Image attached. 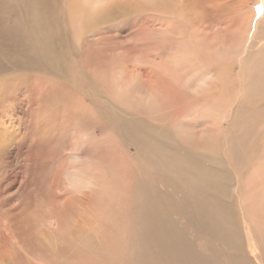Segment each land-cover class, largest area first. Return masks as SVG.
<instances>
[{
    "label": "bare ground",
    "instance_id": "1",
    "mask_svg": "<svg viewBox=\"0 0 264 264\" xmlns=\"http://www.w3.org/2000/svg\"><path fill=\"white\" fill-rule=\"evenodd\" d=\"M254 1L65 0L74 20L63 26L48 0L0 5L12 22L0 15V38L28 26L31 69H58L49 55L68 27L77 40L106 35L116 51L79 56L84 84L39 72V84L22 73L0 84V105L26 93L42 146L0 186V264H264V12Z\"/></svg>",
    "mask_w": 264,
    "mask_h": 264
},
{
    "label": "rangeland",
    "instance_id": "2",
    "mask_svg": "<svg viewBox=\"0 0 264 264\" xmlns=\"http://www.w3.org/2000/svg\"><path fill=\"white\" fill-rule=\"evenodd\" d=\"M63 1H65V0H48V5H47L49 8V12H51V14L55 15L53 22L56 24H60L61 26L65 25L68 22L67 18H69L71 21L74 20V17L72 16L69 9L65 8V7L62 8V4L65 5V3ZM5 3H6L5 0H2L0 5L2 7H4ZM254 4L258 7L260 15H262V13L264 12V0H257V1L255 0ZM10 12H12V11H10ZM143 12L144 13H141L143 15H145V13H147L145 11H143ZM0 15H3V20H1L2 23H5V22H7L9 24L12 23L7 19L8 18L6 16L7 14H4L0 11ZM146 16H148V14L145 15V18H146ZM65 17H67V18H65ZM15 18L20 19L19 16H18V18L17 17H15ZM66 19H67V21H66ZM64 20L66 22H64ZM15 27L17 29L16 32H13V30H10L12 32L11 34H7L6 36L2 35L3 39L0 38V42H1L0 44L4 45V47L6 46V49L11 52V54H5L4 58L3 57L1 58V56H0V59H1V61H0V64H1L0 65L1 66L0 71L1 72L0 73H2L0 75V84H4L7 82H11V84H12L13 79L16 78L17 76L14 78H11V79H9V77L13 76L14 74L17 75L20 73L32 74L33 77H30L28 79V81L31 80L30 82L32 84H39L40 78H37V77H39L40 75L42 78L44 76L45 81H48L49 79H53V81H57V80L61 79L60 76H68L72 79H76L81 74V83L84 84L83 69H82L81 63L79 62V56L82 53L85 54V56L86 55L89 56L90 53L92 52V54L96 53L97 55H103V57L107 58V60H108L110 58L108 57L107 51H110L112 53L116 52L115 50L112 49V45H113L112 43L113 42H112L110 37L105 38L106 37V35H105L102 37L104 39L103 40V39H99V38L96 39V37L95 38H92L90 36L87 37L84 35L81 39L77 40L76 37L73 36V32L70 30V27H68L63 31L64 35H62L61 32L56 35V44L59 48V52L56 54H50L49 55L52 58H56L57 61L55 64L58 65V69L54 71V69H52L53 66L48 65L47 63L39 64L34 69L33 68L31 69V67H29L30 66L29 64H27V66L24 65V63H27V61L25 59L28 58L26 55H24V48L26 47L25 42H24V38L26 37V34H28V26L25 24H18ZM130 33L131 32H126L125 34L123 33L122 35L119 34L118 35L119 37L116 35L118 37V38L116 37L117 41H119V38H120V40L122 38H124V40L122 39L123 42L125 40H128L126 38H129V36L131 35ZM88 34H90V31ZM260 34L262 36V34H264V31L262 30V32L259 33L258 35L260 36ZM6 38H8V40ZM3 40H5V41H3ZM104 42H106V44ZM119 42L122 43V41H119ZM125 42H127V41H125ZM90 44L93 46H90ZM96 46H98V47H96ZM92 48H94V49H92ZM101 49L102 50L107 49V50L101 51ZM33 50L38 54L40 53V49L37 46H34ZM134 52H137V51H134ZM14 53H16V55ZM116 54L118 55V53H116ZM18 56L21 58H19ZM14 57L16 59L18 58L16 60L17 62L14 60ZM6 58H7V60H6ZM12 58L15 62L12 61ZM4 61H5V63H4ZM14 63H18V65H14ZM10 64H12V65H10ZM2 65L4 66V68ZM46 69L51 70L50 74L47 75V73L44 71ZM2 71H4V72H2ZM54 72H56L57 74H54ZM58 73H62V74L59 76ZM51 74H53V75L51 76ZM5 76H8V77H5ZM3 78L4 79L7 78L8 80H4ZM50 84H51V82L48 85H50ZM22 92L15 93L14 96H16V97L13 96L9 101L0 105V129H1L0 134L3 137L2 141L0 142V146L1 147L3 146L2 148H0V171H1L2 175L4 176V178L6 179V181H4L0 186H4V189H5V187L7 188L8 185L10 184V182H12L11 180L19 172H21L23 170V168L21 166V162L25 158V154L26 153H35V151H36V153H39L42 150V146H41V144H39L40 140L38 139V136L36 135L37 129L34 126L35 120H38V119L29 110H27L24 107L22 101H26L29 99L26 97V93H24V92L22 93ZM89 95H90V92L89 91L86 92V96H87L86 98H88ZM148 95H149L148 93H144V95H142V96L144 98H147ZM27 116H29V117H27ZM31 117H33V118H31ZM30 120H32V121H30ZM38 141H39V143H38ZM35 142L37 143V145L35 144ZM85 150L86 149H83V151H85ZM87 150H89V148ZM15 153H17V157L19 158V161H16V159H15L16 155H14ZM17 171H18V173H17ZM30 174H32V173H30ZM35 177H37V176L36 175L34 176L33 174L28 176V178L33 180L31 185H34L35 179H33V178H35ZM206 253H209L208 250H206ZM26 260L24 259V263H26V264L28 262H29L28 264H35V263L30 262V261L26 262Z\"/></svg>",
    "mask_w": 264,
    "mask_h": 264
},
{
    "label": "snow or ice",
    "instance_id": "3",
    "mask_svg": "<svg viewBox=\"0 0 264 264\" xmlns=\"http://www.w3.org/2000/svg\"><path fill=\"white\" fill-rule=\"evenodd\" d=\"M259 11V10H258Z\"/></svg>",
    "mask_w": 264,
    "mask_h": 264
}]
</instances>
